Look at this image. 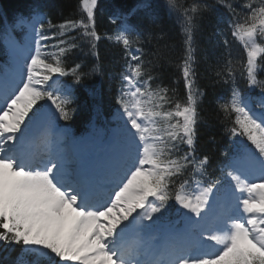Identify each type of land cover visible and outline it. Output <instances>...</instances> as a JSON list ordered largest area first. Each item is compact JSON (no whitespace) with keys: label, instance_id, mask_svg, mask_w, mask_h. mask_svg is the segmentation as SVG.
<instances>
[{"label":"snow or ice","instance_id":"snow-or-ice-1","mask_svg":"<svg viewBox=\"0 0 264 264\" xmlns=\"http://www.w3.org/2000/svg\"><path fill=\"white\" fill-rule=\"evenodd\" d=\"M97 2L82 0L86 18L67 19L58 26L49 20L48 28L57 29L52 37L44 34L42 18L28 20L36 47L25 57L20 82L0 105V244L6 255L16 246L22 254L10 264H264V81L257 79V57L264 53V0L258 7L246 4L244 18L221 0L232 13L231 35L241 42L246 62L234 66L229 60L225 65L233 87L219 109L231 122L228 131L236 138L238 155L227 157L215 180L207 172L208 156L198 158L194 147L201 94L194 90L192 31L194 17L209 6H180L185 51L178 67L187 93L184 102L174 89L153 86L155 77L141 59L142 49L131 48L139 43L138 26L129 24L124 14L118 16L115 39L122 42L127 59L116 98L123 152L110 169L111 187L103 192L93 168L73 166L54 145L45 142L43 151H26L33 124L49 110L42 105L33 111L38 101H49L65 121L74 111L69 107L75 102L74 85L86 74L79 64L66 68L61 57L81 40L95 49L100 39ZM163 7L176 10L177 0H165ZM145 12L157 15L151 4ZM35 15L42 17L38 11ZM17 22L23 25L25 20ZM132 33L135 41L129 38ZM49 39L56 40L51 46L54 62L42 52L49 46L41 41ZM236 71L246 81V92L235 87ZM65 76L73 77V85L60 82ZM90 94L95 96V90ZM257 171L259 182L249 179ZM170 201L179 206L177 214L186 224L199 227L197 243L178 247L170 259H143L148 239L168 217ZM209 242L215 251H204Z\"/></svg>","mask_w":264,"mask_h":264},{"label":"trees","instance_id":"trees-1","mask_svg":"<svg viewBox=\"0 0 264 264\" xmlns=\"http://www.w3.org/2000/svg\"><path fill=\"white\" fill-rule=\"evenodd\" d=\"M149 0H99L95 9V29L100 39L95 41V49H92L87 40L79 41V46L70 50L61 57L66 68H72L76 64L81 67L80 72L85 73L80 84L74 85L75 102L70 105L69 120L58 118V123L71 130L74 139L92 135L98 141L105 140L111 132L113 116L118 109L116 98L121 89V72L124 70L127 59L122 42L116 41L119 35L121 20L120 14H124L128 23L137 27L139 43H133L131 48H140L143 51L142 60L155 77V84L175 90L176 98L181 102L186 101L187 93L184 88L183 77L178 65L184 58V39L181 7H190L193 3L206 5L202 12L194 17L195 27L193 36V69L195 72V91L201 95L197 104L198 120L196 124L195 155L203 158L207 155L209 166L207 172L210 178L215 180L221 177V169L228 163L227 157L237 152L233 146V140L228 129L232 126L219 105L230 97L233 84L228 81L225 65L229 60L234 66H242L246 62V52L241 42L231 35L229 21L232 13L221 3V0H177V9L169 11L163 7L165 0H150L157 13L149 17L145 12V3ZM231 3L241 18L245 17L248 9L246 4L259 6L260 0H224ZM44 14L45 33L52 37L57 31L48 28L50 20L54 25H60L67 19L78 20L86 18L82 8V0H0V82L5 80V72L14 62L11 48L5 39L14 38L19 43L24 41V32L13 28L14 23L20 17L31 18L36 12ZM131 12V15H127ZM18 15V19H17ZM242 22V20H241ZM75 36L76 32L70 33ZM136 39V33L129 36ZM229 43L225 45L224 41ZM260 41L258 40V43ZM49 47L42 49L49 62L51 53L56 50L51 46L56 43L55 39L41 41ZM264 53L257 57L260 70L257 79L264 81V63L261 58ZM150 62V63H147ZM96 68L98 71H93ZM43 71L42 67L38 69ZM218 73H224L223 77ZM235 87L241 92L247 91V84L236 71ZM53 79H56L54 76ZM227 81V82H226ZM62 84L73 85V77L60 78ZM51 81H49V84ZM95 90L96 95L90 94ZM259 92V89H256ZM38 101L34 106H42ZM31 115V113H30ZM235 114H232L234 119ZM240 140L245 138L241 137ZM245 162V161H244ZM171 209L168 217L174 215L177 206L170 201ZM2 230V229H0ZM16 246V251L6 255L0 244V264L11 260L17 255H22ZM73 264V262H69Z\"/></svg>","mask_w":264,"mask_h":264},{"label":"rangeland","instance_id":"rangeland-1","mask_svg":"<svg viewBox=\"0 0 264 264\" xmlns=\"http://www.w3.org/2000/svg\"><path fill=\"white\" fill-rule=\"evenodd\" d=\"M38 19H39V17L36 18L35 21L38 20ZM16 27H18V28L21 27L20 23H18L16 25ZM26 27H27V30H28V34L26 36L25 44L22 45V46L15 47L16 51L13 54L14 59H15L14 67L9 73L8 81H7L6 85L3 86L4 88H2L3 93H5L6 88H8V90L11 91L12 87L15 84H18L20 82V80L22 78L21 77V73L26 68V63L27 62L25 60V57H27L29 55L30 51L34 52V50H35L36 43H35L34 33L32 31L31 23L26 24ZM37 28H38V24H37ZM3 103H4V101L1 99L0 100V105H2ZM44 133L45 134L42 135V138L45 140V142H48L50 146L54 145L62 154H64L67 158L70 159V161L72 162L73 166L85 165V161L84 160H86V159H84V157H82L81 161H77L74 158L73 150H72L71 145L69 144V142L67 143L66 135L64 134V132H62L61 130L57 129V127H56L55 118H53L51 120L50 128ZM114 135H115V137L118 138V142H119V139H120V124H118L114 128ZM36 139H38V137L36 138V137H32L30 135V141L29 142H32L33 140L35 141ZM87 145L89 146L90 154L94 153L96 155V157H98V155L101 152L105 154L106 158H108L110 156L109 151L108 152H104V149H102L101 146L95 147V144L93 143L92 139H90L88 141ZM119 149H120L119 151L123 152L122 143H120ZM111 154H112V157L115 156V153L111 152ZM116 161H117V157H113L111 160L102 159V162H100L101 165H102V168L105 170V175H106L108 181H111L110 169L114 168V166L116 164ZM78 162H81V163H78ZM254 180L259 182V172H258V174H256L254 176ZM192 230L195 231L198 234L199 227L198 226H194V228H192ZM206 235H207V233H206ZM162 237H164V236L161 233L156 232V233L152 234V236L148 239V242L153 240V239H155L156 241H159V240H161ZM172 237H184L186 239V242L179 244L180 245L179 247H181V246L196 244L198 235L195 236L192 233H190L189 231L183 230L182 232L177 233L176 235H172ZM190 241H191V243H189ZM167 242H166V244H167ZM211 243L212 242H209L208 244L211 245ZM169 244L171 246H173L172 247L173 249L170 252V254L173 256L175 251H176V249L178 248V246L175 245L174 242H170ZM208 244H206L204 246V251H208V252L215 251V249L213 247H210ZM151 250H153V254L155 255V254L159 253L160 247L156 243L155 247L152 248ZM172 256L170 258H172Z\"/></svg>","mask_w":264,"mask_h":264},{"label":"water","instance_id":"water-1","mask_svg":"<svg viewBox=\"0 0 264 264\" xmlns=\"http://www.w3.org/2000/svg\"><path fill=\"white\" fill-rule=\"evenodd\" d=\"M43 105L45 107L49 108V110L46 112H42L40 114L39 119L36 120V122L33 124L31 130L34 133L41 132L46 127V124H47L48 120L50 119V117L55 113V110H54V108H51L49 101H45Z\"/></svg>","mask_w":264,"mask_h":264},{"label":"bare ground","instance_id":"bare-ground-1","mask_svg":"<svg viewBox=\"0 0 264 264\" xmlns=\"http://www.w3.org/2000/svg\"><path fill=\"white\" fill-rule=\"evenodd\" d=\"M19 17H18V15H17V19H18ZM19 20V19H18ZM42 145H44V143H41ZM102 187H107V185H108V182H107V180L105 179V178H103V180H102ZM155 239H153V240H151V241H149L148 242V244H149V247H148V249L146 250V253H145V255L144 256H142V258L143 259H150V260H152V259H154V260H156V258H152V257H149V255L151 256V253H150V247H151V245H152V242L154 241ZM166 243V238H163L162 240H159V242H158V244H160V245H164ZM153 247H154V244H153Z\"/></svg>","mask_w":264,"mask_h":264}]
</instances>
